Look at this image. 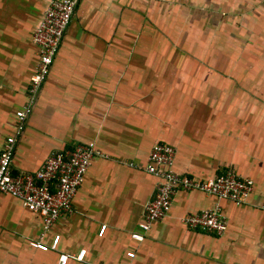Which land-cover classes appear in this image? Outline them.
<instances>
[{"label":"crops","instance_id":"1","mask_svg":"<svg viewBox=\"0 0 264 264\" xmlns=\"http://www.w3.org/2000/svg\"><path fill=\"white\" fill-rule=\"evenodd\" d=\"M51 1L0 0V155L29 101L33 38ZM92 142L104 157L44 237L61 236L57 251L32 248L42 217L0 194V264H59L82 250L84 263L68 264H264V0H77L12 170L35 173ZM157 143L176 149L177 172L209 180L234 169L254 193L239 206L181 190L134 240L159 182L146 170ZM217 205L222 237L185 225Z\"/></svg>","mask_w":264,"mask_h":264},{"label":"built area","instance_id":"2","mask_svg":"<svg viewBox=\"0 0 264 264\" xmlns=\"http://www.w3.org/2000/svg\"><path fill=\"white\" fill-rule=\"evenodd\" d=\"M77 8V0H52L43 20L34 34V43L39 51L37 71L31 78L28 103L16 113L17 126L14 136L7 138L0 155V194H6L22 200L24 206L39 214L44 223L39 240H31L32 248L45 251H57L61 236H56L51 246L44 243V237L62 216L73 212L74 200L82 186L84 178L93 162L104 157L94 142L79 145L73 150L53 153L45 165L35 173L15 174L12 170L17 143L24 134L27 120L33 113L39 96L50 77L52 66L58 56L66 32L70 27ZM176 149L168 144L157 143L148 161L147 172L159 182L155 197L145 207V217L139 224V231L132 237L144 241L156 222L165 220L173 206L177 193L183 191H200L215 196L218 200H227L237 205L248 202L255 190L251 178L239 175L234 169H228L216 178L199 180L183 175L174 169ZM185 225L192 230H203L222 237L228 221L217 205L215 208L184 218ZM107 226H103V236ZM86 250L79 254H61L59 264H68L71 260L84 263ZM135 258V253L128 254Z\"/></svg>","mask_w":264,"mask_h":264}]
</instances>
